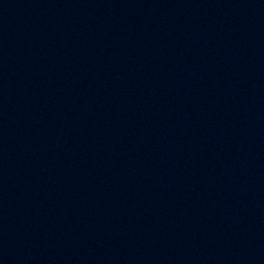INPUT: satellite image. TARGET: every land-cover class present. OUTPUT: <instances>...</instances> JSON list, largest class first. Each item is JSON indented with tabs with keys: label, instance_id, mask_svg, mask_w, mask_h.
<instances>
[{
	"label": "water",
	"instance_id": "obj_1",
	"mask_svg": "<svg viewBox=\"0 0 264 264\" xmlns=\"http://www.w3.org/2000/svg\"><path fill=\"white\" fill-rule=\"evenodd\" d=\"M0 264H264V0H0Z\"/></svg>",
	"mask_w": 264,
	"mask_h": 264
}]
</instances>
